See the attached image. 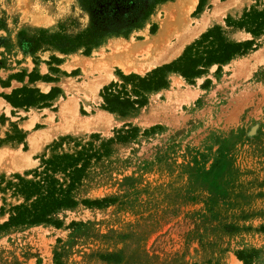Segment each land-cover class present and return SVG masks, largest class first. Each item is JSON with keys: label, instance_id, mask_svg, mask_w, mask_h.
<instances>
[{"label": "rangeland", "instance_id": "374dc122", "mask_svg": "<svg viewBox=\"0 0 264 264\" xmlns=\"http://www.w3.org/2000/svg\"><path fill=\"white\" fill-rule=\"evenodd\" d=\"M33 1L40 3V10L24 0H0V98L22 87L44 91L42 81H50L60 93L52 108L55 117L50 113L46 121V130L54 135L32 151L15 118L6 125L7 107L6 115L0 114V145L11 144L4 146L20 157L30 155L20 168H4L0 176L10 178L37 167L62 137L91 140L97 146L117 136L124 140L115 139L106 154L91 162L75 191L77 205L53 216L59 225L0 229V264H244L240 252L247 264H264V33L253 36L231 25L244 10L263 9L264 0H206L200 12L191 11L192 23L204 10L216 20L181 52L214 25L231 39H252L253 45L219 70L216 64L209 66L193 82L184 79L180 86L172 85L176 72H168L166 86L146 92L145 104L124 116L102 107L101 89L116 82L119 90L124 85L130 91L132 81L123 82L122 74L143 76L181 52L145 73L111 69L95 54L96 47L116 36L106 37L89 54L83 48L62 53L47 44L25 52L23 38L53 32L74 35L90 22L78 0ZM158 6L156 16L126 38L144 39L145 28L155 33L166 16ZM22 54L28 63L51 64L49 71L22 69ZM61 61L65 70L55 74L53 63ZM109 69L110 77L98 86ZM25 77L39 86L19 85ZM91 118L100 122L88 127L86 119ZM72 146L65 140L56 151ZM5 197L6 209L17 201L9 193ZM102 198L110 201L101 206L82 203ZM7 217L0 216V224Z\"/></svg>", "mask_w": 264, "mask_h": 264}, {"label": "trees", "instance_id": "16d2710c", "mask_svg": "<svg viewBox=\"0 0 264 264\" xmlns=\"http://www.w3.org/2000/svg\"><path fill=\"white\" fill-rule=\"evenodd\" d=\"M168 0H78L80 7L89 14V26L82 32L71 35L53 32L37 39L23 38L20 46L23 51L34 53L41 46L49 47L62 53L74 52L83 48L84 54H89L92 48L101 44L106 37L128 36L133 30L140 28L154 12L158 4ZM206 0H199L195 12H200ZM231 25L251 33L253 36L264 33V8L246 9ZM253 45V40H234L227 37L219 25L209 27L200 36L185 46L179 56L167 64L155 67L145 75H121L123 82L132 81L128 91L125 86L121 90L119 84L111 82L101 89L102 107L109 112H118L124 116L137 106L145 104V93L165 87L167 73L177 72L186 81L206 72L213 64L217 70L229 62L235 55L243 54ZM29 95L28 98L24 94ZM59 93L53 87L48 93H42L37 88L22 87L13 90L11 96H4L13 106H31L38 102L42 106L50 105L49 100ZM23 95V96H22ZM98 137L92 134L91 138ZM116 140H124V136L109 138L98 146L91 140L82 141L70 136L54 142L52 153L41 157L40 164L30 170L14 173L10 178L0 176V216L8 214L0 229L39 223L60 224L53 216L62 209L73 208L77 205L75 191L81 186L86 171L94 160H99L109 151V145ZM68 140L73 143L67 150L57 148ZM16 198V203H10L6 209L5 194ZM110 201L107 198L87 200L86 205L101 206ZM240 259L247 261L240 252ZM60 264V263H58Z\"/></svg>", "mask_w": 264, "mask_h": 264}, {"label": "bare ground", "instance_id": "6f19581e", "mask_svg": "<svg viewBox=\"0 0 264 264\" xmlns=\"http://www.w3.org/2000/svg\"><path fill=\"white\" fill-rule=\"evenodd\" d=\"M24 1L37 10L41 8L40 3L36 4L33 0ZM210 1L217 2L218 0ZM195 2L196 0H177L173 3L167 2L165 5H159L158 8L162 7L166 11V16L164 19L162 18L159 23V29L155 33H149L145 28L142 31L145 34V38L142 40L134 39L133 36L131 38L122 36L111 37L105 45L95 48V54L102 56L101 58L111 66V69L114 66H118L126 73H145L150 68L173 59L181 52L186 43L216 20L212 17V13L204 10V12H201L200 17H197L198 19L192 23L189 13L194 9ZM174 38H176V42L172 41ZM80 57H78L80 62L77 63H82V58ZM85 57L90 58L89 56ZM92 62L95 63L97 61L92 60ZM111 73L112 70L107 71L102 79H100L98 86L105 83ZM171 80L172 85L178 86L184 82V78L177 72L173 73ZM2 104L0 102V108ZM99 120L98 118L86 119L89 124L88 127L91 125V122L96 121V123H99ZM53 133L49 132V130H43L28 136V140L32 145V151L37 150L40 143L42 145L44 141L50 139L54 135ZM37 140L41 142L38 144ZM29 155L20 157L12 149L5 146L0 149V170L4 168H20L17 166L21 161L25 162V158Z\"/></svg>", "mask_w": 264, "mask_h": 264}, {"label": "crops", "instance_id": "0c3cea01", "mask_svg": "<svg viewBox=\"0 0 264 264\" xmlns=\"http://www.w3.org/2000/svg\"><path fill=\"white\" fill-rule=\"evenodd\" d=\"M176 1L177 0H174V1L169 0V1H165V2H163L161 4H164L165 5V3H167V2L173 3V2H176ZM198 1L199 0H196L194 9L196 8V6L198 4ZM209 2L211 3L210 0H209ZM161 4H159V5H161ZM152 15H155V13H152L151 16ZM21 56L24 58V60L22 61L23 62V66H20L22 69L30 70V69H33V67H35V70L37 72H39L40 74H44L47 71H49V67L48 66L51 65V64L45 63L44 66H43L40 62L34 63L31 60H30V63H28V61H26V59H27L25 57L26 55L25 54H22ZM29 58H31V57H29ZM76 59H78V58L75 57V60ZM53 64H54L55 67H57V70H58L57 72H55V74L58 73V72L60 74L63 70H65L62 67V65L64 64V61H61L59 63H53ZM35 82H37V81H35ZM42 83L47 85V89L44 90V91H42L40 89L39 91H41L42 93H48L50 91V88H51L50 81H42ZM23 84H25L27 86H30V87H34V86L38 85V84H33L32 82H29L28 79H27V77H25L23 79V81H19V85L22 86ZM12 86L15 87L16 85L13 84ZM57 99H58V95H56L53 99L49 100V103H51V104L48 105V106H42V107L30 106V107H26L25 108V107H20V106L14 107L9 102H7L5 99L0 98V102L3 103L2 106H1V108H0V114L6 115V108L8 107V112L10 114V119H7L6 120V125H9L10 121L13 118H15L14 119V122L26 134L27 141H28V136H30L31 134L48 129L47 128V122L46 121L50 119V113H52V117H55L54 116L55 115V111H53L52 108L56 106ZM32 109H34V112L35 113L34 112H31ZM12 113L16 114V116L15 117L12 116ZM30 114H31V118H30ZM33 114H35V115H33ZM37 116H38V118L35 119ZM24 124H25L26 127L24 126ZM43 128H45V129H43ZM37 142L39 143L40 141L37 140ZM4 145H8V146L11 147V144H3V145H0V149L4 148L5 147ZM1 146H2V148H1Z\"/></svg>", "mask_w": 264, "mask_h": 264}]
</instances>
